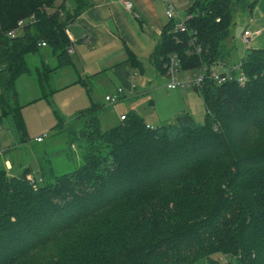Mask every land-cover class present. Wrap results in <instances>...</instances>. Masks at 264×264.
I'll use <instances>...</instances> for the list:
<instances>
[{
    "label": "trees",
    "instance_id": "trees-1",
    "mask_svg": "<svg viewBox=\"0 0 264 264\" xmlns=\"http://www.w3.org/2000/svg\"><path fill=\"white\" fill-rule=\"evenodd\" d=\"M89 2L0 0V116L13 119L24 143L15 83L34 77L38 100L51 97L50 76L69 65L67 28ZM257 2L193 1L186 33L174 20L163 29L154 71L165 76L173 55L185 74L226 67L235 8L248 16ZM28 54L44 57L34 70ZM239 64L244 85L207 78L194 89L203 124L183 112L150 127L130 111L103 130L97 114L83 113L78 135L88 147L78 168L60 175L39 166L40 180L30 168L1 169L0 264H264V50Z\"/></svg>",
    "mask_w": 264,
    "mask_h": 264
},
{
    "label": "crops",
    "instance_id": "crops-1",
    "mask_svg": "<svg viewBox=\"0 0 264 264\" xmlns=\"http://www.w3.org/2000/svg\"><path fill=\"white\" fill-rule=\"evenodd\" d=\"M127 2L132 3L130 10L125 7ZM191 4L192 1L187 4L186 11ZM170 5L174 7L170 0H90L89 7L67 28L70 40L69 65L50 76V86L53 85L52 89H54L52 96L64 90L72 91L70 104L71 106L74 104L73 111L97 114L101 124L102 118L105 116L113 118L116 111L112 104H107L105 97L116 96L118 89H123L124 93L119 101L127 102L130 106L120 114V118L134 111L145 120L147 125L156 127L149 116L130 107L143 94L137 86L143 87L148 78L159 75L151 65L150 56L163 29L170 22L166 15ZM257 16L255 22L252 20L255 25L254 31L245 28L238 35L236 32L232 33L226 41L228 54L236 49L234 41L236 36L242 43L241 36L245 31L251 33V44L248 47L245 46L242 58L249 50H264V12L259 10ZM45 58L51 66L56 63L54 58L49 56ZM219 65L224 66L225 63ZM230 66L233 64L228 63L224 67L228 69ZM15 86L20 104L26 101V97L39 99V85L36 78L20 77ZM80 102L87 107L86 110L79 108ZM180 109L176 112V116L187 112L183 110L185 107ZM112 121L114 125L118 123L116 120ZM171 121L172 119L164 120V124ZM37 138L39 137L34 138L35 143L40 145L45 142L44 138L41 143H38ZM22 147L20 145V148ZM28 168L30 165L23 161L14 164L9 158L8 149L0 150V170L2 169L8 175H14Z\"/></svg>",
    "mask_w": 264,
    "mask_h": 264
},
{
    "label": "rangeland",
    "instance_id": "rangeland-1",
    "mask_svg": "<svg viewBox=\"0 0 264 264\" xmlns=\"http://www.w3.org/2000/svg\"><path fill=\"white\" fill-rule=\"evenodd\" d=\"M170 1L174 4L176 11L174 23L177 25L186 15L187 11L185 8L187 4L195 0ZM259 10L264 12V0H258L253 12L248 16L241 15L236 7L233 18L235 22L234 26L231 28V30L233 29L232 33L236 32L238 35L245 28L254 31L255 28L253 27L255 25L253 23L255 19L258 18L257 15ZM252 20H254L253 23ZM234 41L236 42V49L229 54L228 61L231 64L235 63L234 65H237L242 58L245 46L238 40L237 36ZM45 54L46 56L49 55L48 52H45ZM43 58L44 57H41L40 54L37 57L28 54L24 59L27 65H30L32 70H34L35 67L40 66V60ZM226 69L227 68L223 65L215 66L217 72H224ZM184 74L183 70L178 68L173 77L158 75V77L154 76V78H148L144 83L146 87H144V85L143 87L137 86V88L141 89L143 94L137 99L138 101L131 104L130 108L136 109L138 112L149 116V119L154 121L152 123L156 127L164 124V120L172 119L173 121L177 115L176 112L184 107L185 109L183 110H187L198 124H203L205 119V107L198 92L194 89L166 90L165 86L167 81L174 79L182 80L184 79ZM50 88H53V85H51ZM46 90L47 94H51L48 87ZM14 91H17L16 86ZM33 96L35 98L34 92ZM40 96L41 92L38 97ZM72 96V91L64 90L55 96L51 95L50 97L49 95L46 101L36 100L37 98H25L26 101L21 103L23 107V109H21V116L25 129L26 143L22 140V135L19 133L13 119L11 117L5 119L0 116V150L3 151L8 149L9 158L14 164L20 161L29 164L33 174H35L38 180H40V168H37V160L38 166H43L45 171L54 170L60 175L72 172L82 164V154L88 147V143L79 140L78 134L79 130L84 127L85 120L75 119L83 113L80 111H73L75 108L74 104L72 106L70 104ZM129 106L127 102H120L112 105L114 110H116L115 117L109 118L105 116L102 118V129L106 130L114 126L112 120L119 122L120 114L122 112L124 113ZM79 108L86 110L87 107H84L82 102H80ZM59 126L62 127L59 128ZM42 136H45L44 143L39 145L34 142L35 137ZM20 145L23 147L20 148ZM29 178L32 179V177ZM213 258L222 262L229 261L228 257H225L224 260V257L221 255H212L211 259L213 260ZM210 262L211 261L205 259L201 260V264H210Z\"/></svg>",
    "mask_w": 264,
    "mask_h": 264
},
{
    "label": "built area",
    "instance_id": "built-area-1",
    "mask_svg": "<svg viewBox=\"0 0 264 264\" xmlns=\"http://www.w3.org/2000/svg\"><path fill=\"white\" fill-rule=\"evenodd\" d=\"M68 1V0H67ZM127 9L132 8V3L127 2L125 4ZM166 15L170 21L175 19L176 11L173 5H170L166 11ZM192 18V15H186L184 19H181L180 22L175 27V32L178 34H184L187 32L186 22ZM219 22V20H218ZM24 23L19 22L18 28H23ZM9 36L14 37V32L9 33ZM251 33L249 31H245L241 36V40L244 46L248 47L251 44ZM176 39H178L176 37ZM40 47H46V44L42 42ZM200 47L196 48V53H200ZM70 53V52H69ZM178 68H180V60L177 55H173L169 60V64L167 65V72L165 76L173 77L177 72ZM241 70V65H233L226 69L224 72H217L215 67L209 70L207 67H202L195 72H187L182 80H169L166 84V89L168 91H175L178 89H197L201 88L202 84L206 81L207 78L211 79L213 82L218 85L236 81L239 85H244L246 83V76L243 73H239ZM235 73H238L235 76ZM124 93L123 89H118L116 96H106L105 101L109 104H116L119 100H121V95ZM124 117L121 118L123 120ZM45 136L39 137L36 139V142L41 143L44 140Z\"/></svg>",
    "mask_w": 264,
    "mask_h": 264
}]
</instances>
